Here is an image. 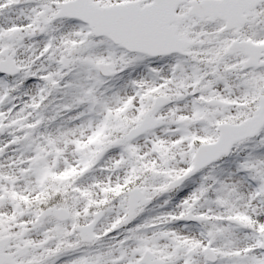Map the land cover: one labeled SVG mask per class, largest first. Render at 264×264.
Listing matches in <instances>:
<instances>
[{
	"label": "snow or ice",
	"instance_id": "obj_1",
	"mask_svg": "<svg viewBox=\"0 0 264 264\" xmlns=\"http://www.w3.org/2000/svg\"><path fill=\"white\" fill-rule=\"evenodd\" d=\"M0 264H264V0H0Z\"/></svg>",
	"mask_w": 264,
	"mask_h": 264
}]
</instances>
